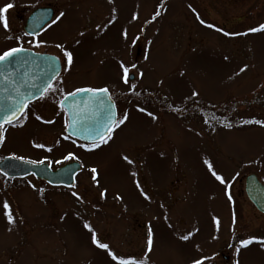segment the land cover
I'll list each match as a JSON object with an SVG mask.
<instances>
[{
    "label": "rangeland",
    "instance_id": "rangeland-1",
    "mask_svg": "<svg viewBox=\"0 0 264 264\" xmlns=\"http://www.w3.org/2000/svg\"><path fill=\"white\" fill-rule=\"evenodd\" d=\"M8 4L0 53L19 38L65 64L62 45L73 53L64 89L107 87L127 119L107 143L64 145V160L69 149L82 166L72 189L0 175V264H264V220L235 191L239 178L264 176V127L223 128L191 111L264 121V31H249L264 24V0H0ZM48 5L64 16L27 37L29 14Z\"/></svg>",
    "mask_w": 264,
    "mask_h": 264
},
{
    "label": "water",
    "instance_id": "water-1",
    "mask_svg": "<svg viewBox=\"0 0 264 264\" xmlns=\"http://www.w3.org/2000/svg\"><path fill=\"white\" fill-rule=\"evenodd\" d=\"M54 16V11L51 7L36 10L27 25L24 28L25 32H34L37 35ZM26 62L19 64L13 71L15 73L16 86L21 92L30 94L35 91L33 84L44 87L49 82V76L52 77V83L61 73L62 66L59 57L52 54L37 53L28 50L21 54ZM133 76L130 77L133 80ZM12 84H8L0 79V117L6 114L7 109L11 105L10 96L12 93ZM110 94V93H109ZM91 93H79L75 96H68L63 108L68 115V121L71 123L73 115L76 116V123L72 127L67 128V133L83 142L98 143L106 140L113 131L117 123V108L115 102L105 99L103 104H93L90 97ZM37 95L32 97L28 104L39 98ZM114 105V106H113ZM25 111V110H24ZM22 114H20L21 116ZM111 117L112 131L105 135L102 139L98 137L99 132H103ZM12 121L17 120V117H9ZM81 170L78 163H71L57 171H52L47 165L30 164L23 160H18L12 157L4 158L0 162V173L8 178H20L33 174L35 177L47 182L51 186L56 187H72L75 184V177ZM254 183L257 185L255 176L247 178V186ZM249 192V189H248ZM250 196V193H249ZM252 200L254 198L250 196ZM255 204L264 211V208L254 201Z\"/></svg>",
    "mask_w": 264,
    "mask_h": 264
},
{
    "label": "flooded vegetation",
    "instance_id": "flooded-vegetation-1",
    "mask_svg": "<svg viewBox=\"0 0 264 264\" xmlns=\"http://www.w3.org/2000/svg\"><path fill=\"white\" fill-rule=\"evenodd\" d=\"M50 6V5H48ZM41 8V7H39ZM38 9V8H37ZM35 9V10H37ZM35 10L31 11L29 14L25 26L31 19ZM56 13L52 20L45 25V27L35 36L27 35V37L35 38L40 35L43 30L52 23L53 19L56 17ZM23 27V30L25 28ZM32 50V49H31ZM35 51V50H34ZM39 53H46L41 51H35ZM61 61L62 71L59 76L51 83V88L48 89L43 95V97H39L32 102H30L25 109L24 113L15 121H13V125L4 124V140L0 143V152L2 155L0 156V161L6 157H13V158H23L21 160L24 161H44V165H47L52 171H57L63 166L71 163L78 162L73 157L64 160V145H74L82 143L84 145L90 146L95 145L98 143H85L81 142L67 133L66 126L68 121V115L63 108L62 104L64 101V97L68 96V94L75 92L76 89H64V75L67 73L65 72V67L63 66L64 63ZM52 88L56 89V91H52ZM113 101L115 102L117 111H118V121H120V106L114 97L112 96L111 92L109 91ZM116 98V97H115ZM121 98V97H120ZM36 116H40L42 119L37 120ZM26 117V118H24ZM45 121H51V123H46ZM117 121V122H118ZM119 123H116L114 129ZM113 129V131H114ZM64 137H68L65 139ZM36 144H43V148L35 147ZM17 147L19 149H29L31 151L30 155L27 157H22L18 154V152H4L5 147L7 146ZM48 149H51L49 151ZM69 153H73L72 151L69 152L67 150V155ZM36 165H42L37 163ZM263 168H264V164ZM81 174V171L77 174L75 178V185L77 182L78 176ZM252 175L255 176V180L257 185L252 183L251 186L248 188L247 178ZM26 178H33L36 181H39L42 186L48 187L50 189H72V188H65V187H53L50 186L47 182L36 178L34 175H29ZM249 189V192H248ZM236 195L238 200L245 198L248 201L249 207L251 208V215L252 219L254 220H264V211L261 210L254 201L260 203V205L264 208V176L261 178L259 174L250 173L247 176L241 177L238 179V186L235 189ZM252 196L254 200L250 199ZM238 212V210H237ZM264 236V233H263ZM221 253V252H220ZM219 254V253H218ZM229 260V257L225 258Z\"/></svg>",
    "mask_w": 264,
    "mask_h": 264
},
{
    "label": "snow or ice",
    "instance_id": "snow-or-ice-1",
    "mask_svg": "<svg viewBox=\"0 0 264 264\" xmlns=\"http://www.w3.org/2000/svg\"><path fill=\"white\" fill-rule=\"evenodd\" d=\"M13 5L12 4H8L6 6H4L3 8H0V22H2L3 27L5 30H7L9 28L8 25V21L7 18L5 16V13H7L8 9L11 8ZM189 7H191V5H189ZM160 12L157 11L154 14V19L155 17L159 16ZM64 16L63 12H60L54 19H53V23H55L57 20H59L61 17ZM133 19H136V17L134 16ZM197 19L199 20V22L204 25L206 24V22L201 19L199 17V15H197ZM209 28H215V25L212 24H207L206 25ZM217 31H221L223 32V34L225 36H229V35H238V34H234V33H228V32H224L223 29L220 28H216ZM250 32L255 33V32H259V31H264V24H260L258 27H252L249 29ZM34 32H26L25 35H34ZM246 34V33H245ZM81 35H83V33H81ZM123 35L126 37L127 33H123ZM29 43H32V41H29ZM42 42H37L36 46L38 47L39 44ZM57 48H60L61 51L63 52L64 57H66V61L65 64L63 65L66 68L71 67L72 63H73V53L71 51H67L63 48L62 45L57 44L56 45ZM28 51V49L24 48L22 46V44L19 42V38H18V44L16 47H12L6 51H3L2 53H0V79H2L4 82L8 83V84H12V93L13 95L10 96V100H11V105L10 107L7 109L6 114L3 117H0V143L3 142L4 140V124H10L13 125V121L11 119H9V117H20V114L24 113V110L27 108L28 106V102L32 97H35L37 95H39L41 98L43 97L44 93L46 91H48L49 88H51V83L50 81L52 80V77L49 76L48 80L49 82L45 84L44 87H40L38 85L33 84V87L35 88L34 92H31L30 94L25 93V92H21L20 88L16 86V81H15V73H14V69L19 65V64H23L26 62L25 58L22 57L21 54L26 53ZM246 67V66H245ZM121 68L123 69V75H122V79L124 80L125 83L128 82V68L125 67L122 63H121ZM245 69L242 68L241 71H244ZM140 75H143L142 73ZM52 91H56V89L52 88ZM79 93H91L92 96L90 97V99L92 100L93 104H103L105 102V99H107L108 101H111V95L109 94V89L107 87H101V88H92V87H87V88H77L75 90V92L68 94V96H75L76 94ZM68 96L64 97V102L66 103L68 100ZM114 106V105H113ZM143 110V109H141ZM0 111H3L2 109H0ZM149 115H152L151 113H149ZM26 118V117H24ZM155 118V117H153ZM37 120H41L42 118L40 116H36ZM127 119V115L124 114V117L122 120L118 121L117 123H123L124 120ZM46 123H51V121H45ZM256 123V124H264V121H260V120H256V121H245V123ZM76 123V116L73 115L72 119H71V123H67L66 126L68 127H72L73 125H75ZM112 131V127H111V117H109V121L108 124L105 126L104 131L103 132H99L98 133V137L99 138H103L105 135H107L109 132ZM65 139H68V137H64ZM105 143H107V141H104ZM35 147L38 148H43L44 145L43 144H36ZM81 147H83V145H81ZM49 151H51V149H48ZM74 156L73 153H69L67 157H65V159L68 158H72ZM17 159H23L18 157ZM125 160H128V157H124ZM28 163L30 164H43L44 161L40 160V161H33V160H29ZM129 163H131V161L129 160ZM209 167L211 168V165H209ZM96 169L93 168L91 169L92 173H96ZM212 175L216 178V180H218L221 184H226L225 179L221 176L218 175L215 171H212ZM93 180L96 179V176L93 175ZM227 190V189H226ZM73 196H77L78 199H80L78 197V194L73 192L72 193ZM145 198L147 199L148 197L145 195ZM229 200H231V196H228ZM4 209H6L7 211H5V216L7 218V221L10 225L14 224V217L11 214V210H10V206L7 202H4L3 204ZM85 227H89L88 225H85ZM11 230V228L9 229V231ZM189 237L187 235L182 236L181 239L182 240H187ZM255 239V238H252ZM252 239H248V240H243L241 241L242 245L247 246L248 244H250L252 242ZM93 243H97L96 241V237L95 235L93 236ZM153 240H152V234L151 231H149L148 237H147V244H148V248L149 250L151 249ZM100 248H107L108 245L107 244H103L100 243L98 245ZM110 255H112V259L116 260L117 257L113 254L110 253ZM120 264H128L127 261H121ZM193 264H202L201 260H195L193 262Z\"/></svg>",
    "mask_w": 264,
    "mask_h": 264
},
{
    "label": "trees",
    "instance_id": "trees-1",
    "mask_svg": "<svg viewBox=\"0 0 264 264\" xmlns=\"http://www.w3.org/2000/svg\"><path fill=\"white\" fill-rule=\"evenodd\" d=\"M155 98V96H154ZM154 103V106H157V103H156V100L155 102L153 101ZM152 103V104H153ZM147 106V105H146ZM167 111L168 112H171V113H174L176 114L178 117H185L187 116V113L186 112H189V111H177L171 107H168L167 108ZM192 111V114L194 112H199L202 114V117L206 120L207 123L209 124H218L220 126H223V128H242V127H261L263 128L264 125L263 124H256V123H242V124H237V123H234V122H231L228 118L226 117H221L219 115L215 116V114L213 113L212 109H210L209 107L207 108L205 105L204 106H201V108H195L194 110H191ZM250 121H256V120H250Z\"/></svg>",
    "mask_w": 264,
    "mask_h": 264
}]
</instances>
